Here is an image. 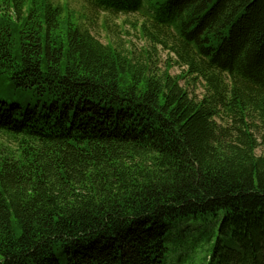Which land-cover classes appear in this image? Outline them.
<instances>
[{
  "label": "trees",
  "instance_id": "obj_1",
  "mask_svg": "<svg viewBox=\"0 0 264 264\" xmlns=\"http://www.w3.org/2000/svg\"><path fill=\"white\" fill-rule=\"evenodd\" d=\"M88 3L145 11L182 70L0 0V264H165L172 222L219 213L205 264H264V0Z\"/></svg>",
  "mask_w": 264,
  "mask_h": 264
},
{
  "label": "rangeland",
  "instance_id": "obj_2",
  "mask_svg": "<svg viewBox=\"0 0 264 264\" xmlns=\"http://www.w3.org/2000/svg\"><path fill=\"white\" fill-rule=\"evenodd\" d=\"M55 3L67 5L77 16L81 26L88 29L102 43H111L124 53L135 59L148 60L155 72L169 66L171 75L179 74L182 68L174 61V56L160 44L141 32V24L145 19V11L110 15L97 11L88 0H53ZM181 80L192 94L202 93V85L198 81ZM205 219L182 218L172 222L173 239L166 242L170 253L165 264H205L210 247L218 235L219 217Z\"/></svg>",
  "mask_w": 264,
  "mask_h": 264
}]
</instances>
